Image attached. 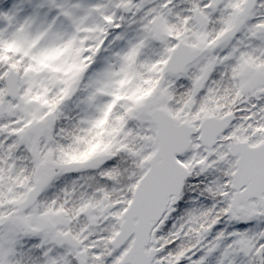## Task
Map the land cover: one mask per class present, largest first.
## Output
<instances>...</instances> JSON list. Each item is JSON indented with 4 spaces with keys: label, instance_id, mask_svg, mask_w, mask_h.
Wrapping results in <instances>:
<instances>
[{
    "label": "snow or ice",
    "instance_id": "snow-or-ice-1",
    "mask_svg": "<svg viewBox=\"0 0 264 264\" xmlns=\"http://www.w3.org/2000/svg\"><path fill=\"white\" fill-rule=\"evenodd\" d=\"M0 264H264V0H0Z\"/></svg>",
    "mask_w": 264,
    "mask_h": 264
}]
</instances>
